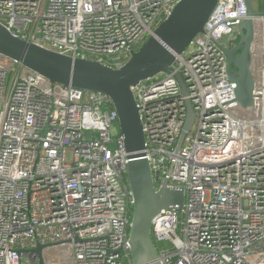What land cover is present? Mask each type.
<instances>
[{
    "label": "built area",
    "instance_id": "2783aa9c",
    "mask_svg": "<svg viewBox=\"0 0 264 264\" xmlns=\"http://www.w3.org/2000/svg\"><path fill=\"white\" fill-rule=\"evenodd\" d=\"M180 0H0L13 36L119 68ZM250 19L252 103L224 49ZM172 73L131 87L155 190L182 206L153 217L160 264H264V11L217 0ZM189 100L194 119L179 145ZM129 162L110 97L50 81L0 53V264H132Z\"/></svg>",
    "mask_w": 264,
    "mask_h": 264
},
{
    "label": "water",
    "instance_id": "95a60500",
    "mask_svg": "<svg viewBox=\"0 0 264 264\" xmlns=\"http://www.w3.org/2000/svg\"><path fill=\"white\" fill-rule=\"evenodd\" d=\"M217 0H180L172 13L154 29L131 57L119 68H110L99 62L73 58L26 42L13 36L0 24V53L17 60L50 81L86 90L106 93L118 116L119 130L124 136L128 153L127 181L132 196V216L129 229L132 264H160L150 233L154 216L170 205L182 206L183 189H170L165 185L155 190L150 166L144 156V135L139 112L131 87L139 81L159 73H172L183 94L186 85L180 71L172 63L193 37L203 31V26ZM248 16L255 14L250 0H245ZM239 42L224 49L227 75L236 85L235 96L242 106L252 103L253 80L250 76L249 47L252 23L248 18L238 26ZM187 118L181 131L180 145L189 130L194 112L186 101Z\"/></svg>",
    "mask_w": 264,
    "mask_h": 264
},
{
    "label": "rangeland",
    "instance_id": "374dc122",
    "mask_svg": "<svg viewBox=\"0 0 264 264\" xmlns=\"http://www.w3.org/2000/svg\"><path fill=\"white\" fill-rule=\"evenodd\" d=\"M254 12L264 11V0H250Z\"/></svg>",
    "mask_w": 264,
    "mask_h": 264
},
{
    "label": "trees",
    "instance_id": "16d2710c",
    "mask_svg": "<svg viewBox=\"0 0 264 264\" xmlns=\"http://www.w3.org/2000/svg\"><path fill=\"white\" fill-rule=\"evenodd\" d=\"M129 209H130V213H131V216H132V210H133V205L132 204L129 205Z\"/></svg>",
    "mask_w": 264,
    "mask_h": 264
}]
</instances>
